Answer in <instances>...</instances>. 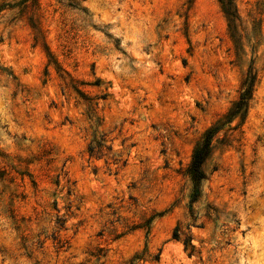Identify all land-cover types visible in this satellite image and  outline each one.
<instances>
[{
	"label": "rangeland",
	"instance_id": "obj_1",
	"mask_svg": "<svg viewBox=\"0 0 264 264\" xmlns=\"http://www.w3.org/2000/svg\"><path fill=\"white\" fill-rule=\"evenodd\" d=\"M232 3L0 0V264H264V0Z\"/></svg>",
	"mask_w": 264,
	"mask_h": 264
},
{
	"label": "trees",
	"instance_id": "obj_2",
	"mask_svg": "<svg viewBox=\"0 0 264 264\" xmlns=\"http://www.w3.org/2000/svg\"><path fill=\"white\" fill-rule=\"evenodd\" d=\"M218 2L221 5V9L228 21L231 22L237 20L236 10L233 7L232 0H218ZM255 84L256 74L252 70H249L246 77L242 81L241 90L237 100L231 105L227 113L224 115L223 119H225V123H231L234 119L238 117L241 120L244 119L248 111L249 102L253 96ZM217 124H219V121L215 122L210 128H208L203 133L200 141L196 144L195 148L193 149L191 159L187 167V175L190 177L194 188V193L191 200L192 202H194L199 196V187L204 179V172L202 169L203 164L210 155L212 139L221 127ZM88 154L90 157L96 154L95 148L93 146L88 147ZM58 220V223H56L57 228L63 229L64 223L61 219ZM53 240L56 241L57 244H61V241L58 240L56 237H54ZM61 247L62 245H60V248Z\"/></svg>",
	"mask_w": 264,
	"mask_h": 264
}]
</instances>
